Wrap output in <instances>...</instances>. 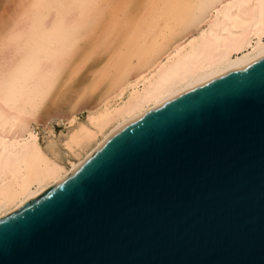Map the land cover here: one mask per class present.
I'll list each match as a JSON object with an SVG mask.
<instances>
[{
  "label": "water",
  "instance_id": "1",
  "mask_svg": "<svg viewBox=\"0 0 264 264\" xmlns=\"http://www.w3.org/2000/svg\"><path fill=\"white\" fill-rule=\"evenodd\" d=\"M0 264H264V54L136 118L1 217Z\"/></svg>",
  "mask_w": 264,
  "mask_h": 264
},
{
  "label": "bare ground",
  "instance_id": "2",
  "mask_svg": "<svg viewBox=\"0 0 264 264\" xmlns=\"http://www.w3.org/2000/svg\"><path fill=\"white\" fill-rule=\"evenodd\" d=\"M77 14L87 17L79 27ZM8 21L0 31V218L136 118L264 54V0H22ZM95 59L102 65L59 117L63 139L43 143V107Z\"/></svg>",
  "mask_w": 264,
  "mask_h": 264
},
{
  "label": "rangeland",
  "instance_id": "3",
  "mask_svg": "<svg viewBox=\"0 0 264 264\" xmlns=\"http://www.w3.org/2000/svg\"><path fill=\"white\" fill-rule=\"evenodd\" d=\"M21 1L22 0H0V31L5 28L4 26L9 22L8 20H11L14 13H16ZM86 21L87 17H81L77 14L73 19V25L79 27L86 23ZM101 65L102 59L89 61L75 79H72L73 81H70L65 87L63 86L61 90H58L45 104L39 117V124H37L36 127L41 133L40 137L43 143H45L46 138H48L46 144L53 140L61 142L67 130L64 122L59 121V124V117L64 119L68 115L73 103L77 100V95L86 88L90 82L92 73L97 70L98 67L100 68ZM45 122H47V126ZM51 138L53 140H51Z\"/></svg>",
  "mask_w": 264,
  "mask_h": 264
}]
</instances>
